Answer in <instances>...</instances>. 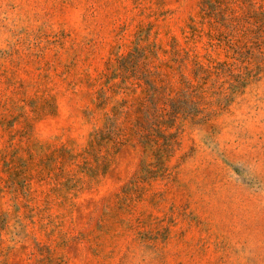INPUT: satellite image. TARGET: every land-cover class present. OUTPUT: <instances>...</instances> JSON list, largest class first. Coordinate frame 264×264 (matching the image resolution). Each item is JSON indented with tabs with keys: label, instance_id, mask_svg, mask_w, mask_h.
Wrapping results in <instances>:
<instances>
[{
	"label": "rangeland",
	"instance_id": "rangeland-1",
	"mask_svg": "<svg viewBox=\"0 0 264 264\" xmlns=\"http://www.w3.org/2000/svg\"><path fill=\"white\" fill-rule=\"evenodd\" d=\"M0 264H264V0H0Z\"/></svg>",
	"mask_w": 264,
	"mask_h": 264
}]
</instances>
